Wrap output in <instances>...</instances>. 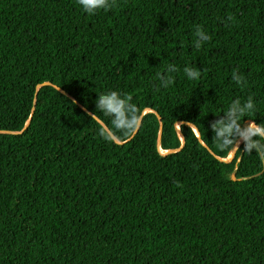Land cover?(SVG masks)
<instances>
[{
	"label": "trees",
	"instance_id": "trees-1",
	"mask_svg": "<svg viewBox=\"0 0 264 264\" xmlns=\"http://www.w3.org/2000/svg\"><path fill=\"white\" fill-rule=\"evenodd\" d=\"M107 90L130 136L104 135ZM249 97L241 127L264 123V0H0V264H264V157L234 135L225 161L211 127Z\"/></svg>",
	"mask_w": 264,
	"mask_h": 264
},
{
	"label": "clouds",
	"instance_id": "clouds-1",
	"mask_svg": "<svg viewBox=\"0 0 264 264\" xmlns=\"http://www.w3.org/2000/svg\"><path fill=\"white\" fill-rule=\"evenodd\" d=\"M77 3L88 14H94L97 10H107L114 6V0H77ZM194 34L197 49L201 47L202 42H207L210 38L209 34L199 26L195 29ZM176 71V65L169 63L162 72H158L159 87L170 86L173 83V73ZM182 72L187 79L192 81L198 80L200 76V69L191 65H185ZM231 79L239 85L243 81V76L234 71L231 74ZM94 102L95 108L111 119V128H108L104 133L106 137L110 138L117 133L130 136L141 121V112L131 102V97L118 90L101 92L96 96ZM254 108L255 105L251 97L246 99L242 105L238 100H232L226 110L227 120H217L211 125L222 148L239 150L232 147L234 135H239L244 141V153L254 150L255 154L264 157V123H255L251 119L244 127L237 123L244 115L252 116Z\"/></svg>",
	"mask_w": 264,
	"mask_h": 264
},
{
	"label": "water",
	"instance_id": "water-1",
	"mask_svg": "<svg viewBox=\"0 0 264 264\" xmlns=\"http://www.w3.org/2000/svg\"><path fill=\"white\" fill-rule=\"evenodd\" d=\"M47 83V82H46ZM60 91H62L63 93H65L62 89H60V88H58ZM66 94V93H65ZM79 106H81V105H79ZM100 122V121H99ZM195 128V127H194ZM195 131L199 134L198 136H199V139H200V141H201V143L205 146V144L203 143V141H202V136H201V134H200V132H199V130L197 129V128H195ZM180 135L182 136V143L184 142V138H183V133L180 131ZM242 140V139H241ZM240 140V141H241ZM240 141H238L237 143H236V145H235V147H234V149L237 147V145L240 143ZM206 147V146H205ZM207 148V147H206ZM235 151L236 150H234L233 151V155L235 154ZM233 158V156L232 157H228L225 161H228V160H230V159H232ZM220 160H223V159H220ZM232 177H233V175H232Z\"/></svg>",
	"mask_w": 264,
	"mask_h": 264
},
{
	"label": "bare ground",
	"instance_id": "bare-ground-1",
	"mask_svg": "<svg viewBox=\"0 0 264 264\" xmlns=\"http://www.w3.org/2000/svg\"><path fill=\"white\" fill-rule=\"evenodd\" d=\"M232 155H233V152H232V154L229 157H231Z\"/></svg>",
	"mask_w": 264,
	"mask_h": 264
},
{
	"label": "rangeland",
	"instance_id": "rangeland-1",
	"mask_svg": "<svg viewBox=\"0 0 264 264\" xmlns=\"http://www.w3.org/2000/svg\"><path fill=\"white\" fill-rule=\"evenodd\" d=\"M230 156V155H229Z\"/></svg>",
	"mask_w": 264,
	"mask_h": 264
}]
</instances>
